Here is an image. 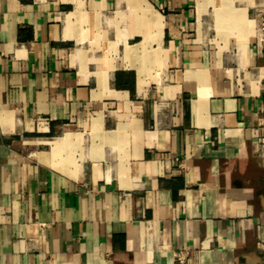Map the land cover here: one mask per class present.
Returning <instances> with one entry per match:
<instances>
[{
    "label": "crops",
    "instance_id": "crops-1",
    "mask_svg": "<svg viewBox=\"0 0 264 264\" xmlns=\"http://www.w3.org/2000/svg\"><path fill=\"white\" fill-rule=\"evenodd\" d=\"M264 0H0V264H264Z\"/></svg>",
    "mask_w": 264,
    "mask_h": 264
},
{
    "label": "built area",
    "instance_id": "built-area-1",
    "mask_svg": "<svg viewBox=\"0 0 264 264\" xmlns=\"http://www.w3.org/2000/svg\"><path fill=\"white\" fill-rule=\"evenodd\" d=\"M164 1V0H160ZM255 42L257 47L264 54V13L260 15L259 21L255 30ZM258 248L264 253V239L257 241Z\"/></svg>",
    "mask_w": 264,
    "mask_h": 264
}]
</instances>
